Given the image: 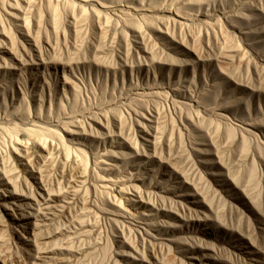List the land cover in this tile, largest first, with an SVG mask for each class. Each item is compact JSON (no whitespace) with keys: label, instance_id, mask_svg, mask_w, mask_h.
<instances>
[{"label":"rangeland","instance_id":"obj_1","mask_svg":"<svg viewBox=\"0 0 264 264\" xmlns=\"http://www.w3.org/2000/svg\"><path fill=\"white\" fill-rule=\"evenodd\" d=\"M0 264H264V0H0Z\"/></svg>","mask_w":264,"mask_h":264}]
</instances>
